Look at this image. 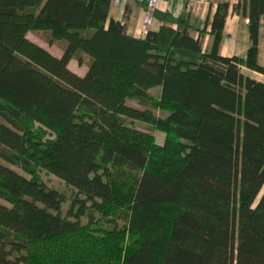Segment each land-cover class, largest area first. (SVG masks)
Wrapping results in <instances>:
<instances>
[{
    "label": "trees",
    "instance_id": "trees-1",
    "mask_svg": "<svg viewBox=\"0 0 264 264\" xmlns=\"http://www.w3.org/2000/svg\"><path fill=\"white\" fill-rule=\"evenodd\" d=\"M109 3L0 0V159L42 166L74 187L84 197L77 217L87 202L118 211L117 232L130 242L109 256L115 264H264V82L241 72L264 75V0L243 3L244 59L218 53L227 2L212 18L209 51L186 28L130 36L108 20ZM40 30L66 42L61 57L27 38ZM81 55L83 76L67 66ZM157 86L165 117L126 104L150 103ZM64 199L0 162V264H44L37 244L78 232V220L60 213Z\"/></svg>",
    "mask_w": 264,
    "mask_h": 264
},
{
    "label": "crops",
    "instance_id": "crops-1",
    "mask_svg": "<svg viewBox=\"0 0 264 264\" xmlns=\"http://www.w3.org/2000/svg\"><path fill=\"white\" fill-rule=\"evenodd\" d=\"M248 0H208L200 2L187 11L181 0H171L158 4L147 17L146 6L139 0H110L108 20H115L123 24L126 34L142 38L147 31H157L161 26L174 29L186 28L190 35L199 37L202 49L209 51L213 42L211 21L220 2L228 3V11L224 22L223 35L218 53L224 57L237 56L245 58L249 39V20L242 15L243 3ZM27 38L47 50L54 57H61L66 42L63 39L51 40L47 31H29ZM258 64L264 67V27L260 22L257 38ZM82 62L76 57L70 59L68 68L79 76H83L88 68V56L81 55ZM247 71V74H244ZM241 72L255 80L264 82V75L241 67ZM253 75V76H252ZM159 88L160 92V87ZM149 91V89H148ZM149 93V92H148ZM130 99L126 104L130 105Z\"/></svg>",
    "mask_w": 264,
    "mask_h": 264
},
{
    "label": "rangeland",
    "instance_id": "rangeland-1",
    "mask_svg": "<svg viewBox=\"0 0 264 264\" xmlns=\"http://www.w3.org/2000/svg\"><path fill=\"white\" fill-rule=\"evenodd\" d=\"M244 72V74H247V71L244 70ZM148 92L151 96L150 103L146 104L139 102L136 99H130V105L141 110L150 111L157 117H165L167 115V111L159 104V88H150ZM135 124L140 129L150 131V133L154 135L156 142L161 143V141H163L164 134L160 131H156L152 124L141 121H135ZM32 129L40 131L43 134L44 140H51L55 136L54 133L40 127L39 124H34ZM0 162L9 165L15 171L27 177L37 175L48 187L54 188L62 193L65 199L61 205L60 213L65 216H69L70 219L78 220L80 224L78 232L59 237V239H55L47 243L37 244V249L43 248L44 251H47L48 253L45 254L43 251H40L43 255V260L46 261L44 264L117 263L116 258H109V256H112V254L115 256L119 251H123L130 242L127 234H125V237L122 240L119 233L123 234V232H117L120 226L124 224L123 220L117 215L118 211L115 210L113 212L107 210L105 213H102L101 210L92 209L90 207V203L87 202L86 207L80 211V214H78L77 217V213L81 206L79 200L84 199V197L80 195L74 187L66 184L59 177L51 174L42 166L35 165L34 163H32L29 167H24L23 163L19 160H17L15 165H10L2 159H0ZM90 216L93 218L91 221ZM110 231L117 233L114 234ZM88 233L91 234L89 236H92V238H99L96 244H93L91 240L83 239L86 235H88ZM108 236L114 238L113 240H110V246L115 248V252L106 251V247L109 245V240L106 239ZM91 249L92 252L90 254L86 253ZM30 250L35 249L30 247ZM79 253L83 256L80 258L81 262L80 260H75Z\"/></svg>",
    "mask_w": 264,
    "mask_h": 264
},
{
    "label": "built area",
    "instance_id": "built-area-1",
    "mask_svg": "<svg viewBox=\"0 0 264 264\" xmlns=\"http://www.w3.org/2000/svg\"><path fill=\"white\" fill-rule=\"evenodd\" d=\"M141 2L145 3L146 6V12H147V17H150L153 9L160 3L168 2L171 0H139ZM208 0H181V2L184 5V8L187 11H192V9L196 6V4L200 2H207ZM115 2H118V0H115Z\"/></svg>",
    "mask_w": 264,
    "mask_h": 264
}]
</instances>
